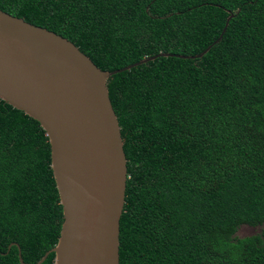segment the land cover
<instances>
[{"label":"trees","instance_id":"trees-1","mask_svg":"<svg viewBox=\"0 0 264 264\" xmlns=\"http://www.w3.org/2000/svg\"><path fill=\"white\" fill-rule=\"evenodd\" d=\"M0 10L100 70L171 54L106 81L126 159L118 264H264V0H0ZM49 162L38 122L0 99V264H20L18 252L34 264L57 240ZM241 225L261 228L237 237Z\"/></svg>","mask_w":264,"mask_h":264},{"label":"water","instance_id":"water-1","mask_svg":"<svg viewBox=\"0 0 264 264\" xmlns=\"http://www.w3.org/2000/svg\"><path fill=\"white\" fill-rule=\"evenodd\" d=\"M213 43L189 58L200 57ZM167 55L100 70L69 40L0 10V99L44 131L61 206L57 240L34 264L49 252L53 264H118L126 159L106 81Z\"/></svg>","mask_w":264,"mask_h":264},{"label":"rangeland","instance_id":"rangeland-1","mask_svg":"<svg viewBox=\"0 0 264 264\" xmlns=\"http://www.w3.org/2000/svg\"><path fill=\"white\" fill-rule=\"evenodd\" d=\"M260 228H261L260 226L250 227L247 225H241L237 228L235 232V236L237 237L249 236L258 233Z\"/></svg>","mask_w":264,"mask_h":264}]
</instances>
